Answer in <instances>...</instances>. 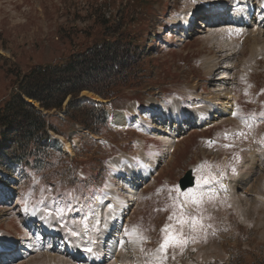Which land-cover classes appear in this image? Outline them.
I'll list each match as a JSON object with an SVG mask.
<instances>
[{"label":"rangeland","instance_id":"1","mask_svg":"<svg viewBox=\"0 0 264 264\" xmlns=\"http://www.w3.org/2000/svg\"><path fill=\"white\" fill-rule=\"evenodd\" d=\"M220 1L226 5L207 15L203 4ZM234 1L0 0V103L13 90L15 73L58 61L91 41L101 13L117 21L121 9L126 20L140 18L139 43L148 48L142 60L146 76L136 90L125 92L115 106L105 99L109 127L99 135L65 118L63 110H41L56 129L50 131L57 141L55 162L42 171L52 177L0 167V264H87L67 256L60 237L96 250L105 247L104 259L92 264H146L166 224L196 236L182 254L170 250L166 264H264V119L259 117L264 49L252 46L254 40L264 44V0L247 5L240 0L237 8ZM133 2H139L142 15ZM251 3L252 15L245 10ZM243 16L248 24H241ZM188 20L192 26L186 28ZM210 60L215 62L209 71ZM86 92L81 94L92 97ZM172 102L181 121L166 112ZM210 107L215 111L207 114ZM118 111L123 115L114 123L111 113ZM188 111L195 112L193 123L185 119ZM253 113L248 128L241 118ZM229 115L235 122L223 124ZM240 131L247 138L235 135ZM189 168L194 186L180 191L178 179ZM63 170L74 178L68 190L55 177ZM190 189L213 192L216 199L209 204L205 196L203 204L193 205L185 195ZM202 210L203 222L213 226L206 242L199 227L193 234L176 220ZM52 227L58 235L48 234ZM125 229H135L146 241L129 242Z\"/></svg>","mask_w":264,"mask_h":264},{"label":"trees","instance_id":"2","mask_svg":"<svg viewBox=\"0 0 264 264\" xmlns=\"http://www.w3.org/2000/svg\"><path fill=\"white\" fill-rule=\"evenodd\" d=\"M133 4L142 15L139 2ZM119 12L121 17L117 21L101 13L100 29L85 46L58 61L34 65L24 73L14 74L13 90L0 103L1 169L11 172L20 168L27 174L42 173L44 166L55 162L57 141L51 138L50 131L56 129L41 110H63L65 118L94 135L109 127L107 107L80 102L78 95L86 90L110 99V104L115 106L118 98L128 90H136L146 76L142 60L148 48L144 42L139 43L143 34L140 18L126 20L124 11ZM27 99L37 103V107ZM63 172L55 176L57 182L64 190L73 188L74 178L67 176L69 171ZM42 174L45 179L52 177L51 173Z\"/></svg>","mask_w":264,"mask_h":264},{"label":"snow or ice","instance_id":"3","mask_svg":"<svg viewBox=\"0 0 264 264\" xmlns=\"http://www.w3.org/2000/svg\"><path fill=\"white\" fill-rule=\"evenodd\" d=\"M193 3H195V0H193ZM264 92V89L261 90ZM247 94V93H246ZM237 114L233 112V116L235 117ZM256 114H251L248 119H242V123L245 124L246 127L251 128L252 123L255 121ZM259 117L261 119H264V111H261L259 113ZM235 135L242 136L244 138H247V134L243 131L237 132ZM227 138V134H226ZM231 145H225V147H230ZM236 160L238 161L240 158L237 155ZM233 174H235L236 169L232 168ZM221 176L224 175L223 172L220 173ZM204 183L207 184L209 182V179L202 178ZM210 179L214 180L215 177H210ZM200 187V184L198 183L197 188ZM226 191V189H225ZM186 198L191 201L193 205L199 206L205 202V196L207 197V202L209 204H213L216 199V194L213 192L209 193H200L197 194L196 190L190 189L188 190V193L185 194ZM180 208L183 209L184 205L181 204ZM168 219L171 221L173 220V215H169ZM205 219V216L203 215V210L201 211V214L198 216H193L191 214H180L176 216L177 223L180 225L188 224L191 233L195 234L197 231V227L201 231L205 232V242H206V235H207V229H211L213 226L209 224H205L203 221ZM207 219H211V216L209 215ZM174 226L165 225L163 228H161V240L158 244V247L155 249V251L152 253L153 259L150 261H146V264H166V261L169 259L170 250L172 252H175V250L179 249L182 250L187 247V244L189 242V239L195 240L196 236L192 235L191 237L185 235L182 228L178 230H172ZM214 234V231H213ZM75 235V233H73ZM125 235L130 237L131 243H137L140 242L141 244L146 241V237H143L141 234H139L135 229H133L131 232L127 229H125ZM141 252H144V248L141 247ZM86 251L91 252L92 249L88 248ZM171 258L175 260V255H172Z\"/></svg>","mask_w":264,"mask_h":264},{"label":"bare ground","instance_id":"4","mask_svg":"<svg viewBox=\"0 0 264 264\" xmlns=\"http://www.w3.org/2000/svg\"><path fill=\"white\" fill-rule=\"evenodd\" d=\"M224 5H226V2L225 1H220V3L219 4H216V5H208V7L207 6H204V10H206V14L207 15H209V14H214L215 13V11L216 10H218V8H220V7H222V6H224ZM215 10V11H214ZM245 10H246V12H249V5L245 8ZM240 11V10H239ZM186 18V17H185ZM184 18V19H185ZM243 20H242V23H248V18H246L245 16H243V18H242ZM236 23H237V21H235ZM185 25H186V28L187 27H190V26H192V22L190 21V20H188L186 23H185ZM256 25V24H255ZM194 26V25H193ZM254 31V33H255V30H253ZM217 32V31H216ZM257 33V32H256ZM262 35V34H261ZM209 37V36H208ZM256 37V36H255ZM246 38V37H245ZM212 39H213V37H212ZM218 39V38H217ZM220 39V38H219ZM247 39V38H246ZM214 40V39H213ZM231 40V39H230ZM264 41V40H263ZM217 42H218V40H217ZM227 42V41H226ZM229 42V41H228ZM220 43V42H219ZM218 44V43H217ZM216 45V44H215ZM253 49L255 48L256 50H263L264 49V44L263 43H260V42H258L257 40H254L253 41ZM216 47V46H215ZM254 52H257V51H254ZM252 53V52H251ZM258 54V53H257ZM233 55V54H232ZM251 55V54H250ZM247 57V56H246ZM250 57V56H249ZM223 59V58H222ZM212 62V63H211ZM214 62L215 61H213V60H210V61H208V63L209 64H207L206 65V69H211L212 68V66L214 65ZM243 65V64H242ZM210 71V70H209ZM214 73H218L217 71H215ZM212 76H210L209 77V79L211 78ZM223 96V95H222ZM84 97V96H83ZM207 99H208V97H206ZM215 99V98H214ZM224 99H225V97H224ZM223 99V100H224ZM84 101H87V102H90V103H97L98 101H100L96 96H94V95H92V97H84V99H83ZM218 100V99H217ZM219 101V100H218ZM215 102V101H214ZM221 103V102H220ZM227 104V103H226ZM159 105V104H158ZM210 105V104H209ZM170 113L168 112V109L166 108V112L169 114V115H172L174 118L176 117V120H178V121H181V118H180V115L179 114H177V105H175L174 104V102H172L170 105ZM205 106V105H204ZM204 106H203V108H204ZM208 106V105H207ZM224 106V105H223ZM200 107V106H199ZM202 108V109H203ZM224 108V107H223ZM226 108H228V107H226ZM179 109V108H178ZM199 109V108H198ZM224 110V109H223ZM205 111H207V114L208 113H211V112H213V111H215V108L214 107H210V108H208L207 110H205ZM179 113V112H178ZM195 113V112H194ZM193 112H186V117H185V119H187L188 120V122H190V123H193V122H191V120L192 119H194V117H195V114H194ZM201 113V112H200ZM200 113H198V114H200ZM203 113V112H202ZM206 113V112H205ZM166 114V113H165ZM111 117H112V121L114 122V123H118L120 120H121V117H122V112H117V113H111ZM197 115V114H196ZM115 116V117H114ZM171 116V117H172ZM118 119H117V118ZM213 117V116H212ZM167 118H169V119H174V118H170V117H167ZM197 118V117H196ZM195 118V119H196ZM202 118H204V117H202ZM232 118V116H230L229 115V117L228 118H226V119H224V121H223V124H225V123H227V122H232V121H234L235 122V120H233V119H231ZM206 119V118H205ZM203 122V121H202ZM198 123V122H197ZM204 124H205V122H204ZM222 124V125H223ZM225 125H227V124H225ZM183 126V125H182ZM184 127V126H183ZM226 144V143H225ZM66 146H68L67 144H65ZM228 145V144H227ZM244 157V156H243ZM260 163V162H259ZM141 176H143L144 175V173H142V174H140ZM242 181V180H241ZM3 199V198H2ZM237 202H238V200H237ZM249 202V201H248ZM234 203H235V201H234ZM120 210H122V209H120V207H119V213H120ZM122 218V217H121ZM117 220L120 222L121 220H120V216H118L117 217ZM116 221V220H115ZM117 222V221H116ZM113 224H114V222H113ZM116 225V224H115ZM54 234H57L58 235V233L55 231V233ZM51 238V237H50ZM14 239V238H13ZM10 241H12V240H10ZM13 242H11V243H9V244H12ZM9 244H7L6 246H8ZM105 248V247H104ZM104 248H102V246H99V248H98V250H99V253H100V257L98 258V259H96V262H97V260H100V261H102L103 259H104ZM111 249V248H110ZM13 250V249H12ZM205 251V250H204ZM5 252V251H4ZM120 252V251H119ZM47 254V253H46ZM43 255V254H42ZM52 255V254H51ZM112 255V254H111ZM48 256V255H47ZM78 257V256H77ZM39 259H40V257H39ZM114 261V260H113ZM71 262V261H70ZM70 262H64V264H71ZM40 263V262H39ZM75 263V262H74Z\"/></svg>","mask_w":264,"mask_h":264},{"label":"water","instance_id":"5","mask_svg":"<svg viewBox=\"0 0 264 264\" xmlns=\"http://www.w3.org/2000/svg\"><path fill=\"white\" fill-rule=\"evenodd\" d=\"M82 92V91H81ZM81 92L79 93V96H78V99L80 100V101H84L83 99H84V94H81ZM86 94H89V92H86ZM90 94L91 95H94V96H96L100 101H98V102H101V103H105L106 101H104V100H102L101 98H99L97 95H95V94H93V93H91L90 92ZM30 103H33L34 104V102L32 101V100H30V99H27ZM87 102V101H86ZM89 103V102H88ZM193 184H194V177H193V175H192V171L189 169V170H187L185 173H184V175L179 179V181H178V185H179V188H180V190L181 191H184V190H186L187 188H189V187H192L193 186Z\"/></svg>","mask_w":264,"mask_h":264}]
</instances>
